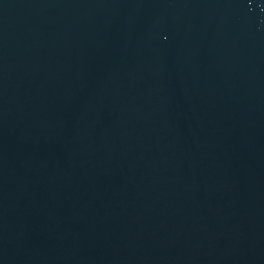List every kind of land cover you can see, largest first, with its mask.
Returning <instances> with one entry per match:
<instances>
[{"label":"water","instance_id":"1","mask_svg":"<svg viewBox=\"0 0 264 264\" xmlns=\"http://www.w3.org/2000/svg\"><path fill=\"white\" fill-rule=\"evenodd\" d=\"M0 264H264V0H0Z\"/></svg>","mask_w":264,"mask_h":264}]
</instances>
